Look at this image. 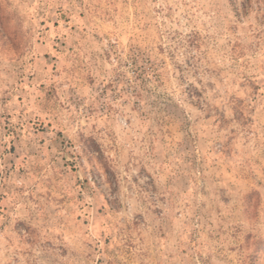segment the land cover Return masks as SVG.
<instances>
[{"label":"rangeland","instance_id":"374dc122","mask_svg":"<svg viewBox=\"0 0 264 264\" xmlns=\"http://www.w3.org/2000/svg\"><path fill=\"white\" fill-rule=\"evenodd\" d=\"M0 264H264V0H0Z\"/></svg>","mask_w":264,"mask_h":264}]
</instances>
